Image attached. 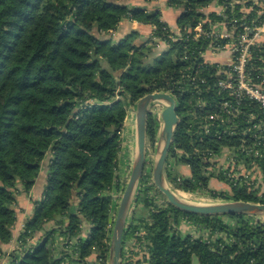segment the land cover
Instances as JSON below:
<instances>
[{
    "label": "trees",
    "instance_id": "obj_1",
    "mask_svg": "<svg viewBox=\"0 0 264 264\" xmlns=\"http://www.w3.org/2000/svg\"><path fill=\"white\" fill-rule=\"evenodd\" d=\"M211 1L167 0V5L180 8L176 24L188 30L202 19H208L203 23L207 26L221 18L203 12ZM225 13L239 16V5L227 6ZM124 18L153 25L150 36L143 38L132 30L112 42L105 35ZM170 33L159 11L130 7L123 0H0L1 242L12 236L17 185L29 191L44 161L47 169L43 195L34 201L19 240L27 243L43 233L34 246L13 252L9 264H91L88 258L93 254L94 264H106L112 202L121 187L116 170L127 106L148 92L167 90L183 66L181 55L203 42L184 38L185 32L181 40L170 41ZM153 37L167 45L150 64L157 43ZM178 99L183 103V96ZM158 130L151 106L146 160L121 257L125 241L133 239L146 253L135 264H193V256L197 264H264V222L255 215H203L152 199L151 192L160 194L151 180L149 157ZM189 142L183 124L178 125L165 164L168 182L189 192L206 189L211 197L224 200L258 201L239 186L230 194L208 188L210 176L202 174L204 164L196 156L174 158L175 148L190 150ZM172 157L189 166V176L177 180L181 175L174 173ZM49 220L55 227L45 229ZM184 222L208 229L210 237L183 233ZM56 233L63 239L59 241ZM132 263L130 258L126 264Z\"/></svg>",
    "mask_w": 264,
    "mask_h": 264
},
{
    "label": "built area",
    "instance_id": "obj_2",
    "mask_svg": "<svg viewBox=\"0 0 264 264\" xmlns=\"http://www.w3.org/2000/svg\"><path fill=\"white\" fill-rule=\"evenodd\" d=\"M235 5H239V16L225 13L227 6ZM221 6V18L207 26L203 23L208 19H202L188 30L178 25L170 29V41L181 40L185 32L184 38L203 42L181 55L183 66L167 90L159 91L176 100V107L183 111L178 122L191 141L189 151L175 148L178 155L174 158L196 156L204 164L203 175L220 180L207 172L215 167L226 179L222 182L227 190L239 186L257 196L258 201L252 202H264V0H221ZM153 40L156 46L167 45L157 37ZM216 55L221 56L220 62L213 60ZM178 96H183V103ZM155 104L161 106L158 111ZM151 106L159 120L164 103L156 101ZM160 124L159 120V128ZM180 175L177 180L184 177ZM255 217L264 222V214ZM142 233L139 229L138 234ZM29 241L26 247L32 246Z\"/></svg>",
    "mask_w": 264,
    "mask_h": 264
},
{
    "label": "water",
    "instance_id": "obj_3",
    "mask_svg": "<svg viewBox=\"0 0 264 264\" xmlns=\"http://www.w3.org/2000/svg\"><path fill=\"white\" fill-rule=\"evenodd\" d=\"M156 101H162L164 106L159 112L161 124L155 142L156 147L152 159L151 180L155 188L165 196L166 200L181 210L203 215L226 213L264 214V202L223 199L220 202L214 203H193L178 198L175 191L166 184L165 176L166 159L173 140L174 129L178 122L176 100L172 95L164 91L148 92L137 99L133 110L135 145L131 157L129 174L118 199L109 234V249L107 253L109 264H121L123 235L146 160V116L151 105ZM55 217L59 218L60 215H56ZM82 228L86 230L84 223ZM193 264H197L195 256H193Z\"/></svg>",
    "mask_w": 264,
    "mask_h": 264
},
{
    "label": "crops",
    "instance_id": "obj_4",
    "mask_svg": "<svg viewBox=\"0 0 264 264\" xmlns=\"http://www.w3.org/2000/svg\"><path fill=\"white\" fill-rule=\"evenodd\" d=\"M127 6H138L140 8H143L147 11H159L160 12V18L163 20L172 30H175L177 28L176 24V18L180 12V8L178 6H169L167 5V0H123ZM203 12H215L217 14L222 12V6H221V0H212L208 5H206L203 8ZM153 25L151 24H144L141 22H138L136 20L122 19L117 27L113 30L107 33L105 36L110 37L112 42H116L120 38H122L124 35L129 33L130 31L134 30L137 31L138 34L143 37L147 38L150 36ZM166 49V45L163 43H160L158 46L155 47L154 55L161 53L163 50ZM214 61L220 62L221 56L216 55L213 59ZM134 118V117H133ZM134 132H128V135H125V141L122 138L121 143V150L118 155V166L116 170V176L117 178H121L122 176V170L126 167L125 163L127 162V158L130 159L132 157V153L134 150ZM45 161L43 162L42 166L40 167V171L38 176L36 177L34 184L30 188L29 191H24L21 184H19L18 192H17V205L15 206L16 211V221L14 222V225L12 226V236L11 239L6 243H1L3 249L10 248V250H16L20 251L23 247H19V235L23 231L24 223L27 221V219L31 216L33 209H34V201L39 200L43 195V188L45 183V176H46V167H45ZM128 164V162L126 163ZM125 166V167H124ZM175 169L178 171V173L183 174L184 176L190 175V169L187 165L182 163H176L174 164ZM212 181V188L216 190H227L228 186L226 183L211 178L209 179V182ZM85 227L86 222L83 221ZM182 225H188L186 223H182L180 225V229ZM54 226V221L49 220L45 223L44 227L45 229H49ZM82 231L84 232L85 230ZM42 234V232H38L35 236L29 238L30 243L34 242L38 237ZM81 236L83 234L81 233ZM5 247V248H4ZM24 249V248H23ZM15 251V252H16Z\"/></svg>",
    "mask_w": 264,
    "mask_h": 264
},
{
    "label": "rangeland",
    "instance_id": "obj_5",
    "mask_svg": "<svg viewBox=\"0 0 264 264\" xmlns=\"http://www.w3.org/2000/svg\"><path fill=\"white\" fill-rule=\"evenodd\" d=\"M160 52L158 53V54H156V55H154L153 57H151L150 58V61H149V63L150 64H152L155 60H158V58H160ZM136 101L137 100H135V101H133V102H129V104H128V106H127V115H126V117H125V119H124V121H123V125H122V128H121V130H120V133H121V135H122V138L124 139V141H125V135L127 136L128 135V132L130 131L131 133L132 132H134V126H133V110H134V107H135V103H136ZM155 110L156 111H158L160 108L159 107H161V106H159V105H157V104H155ZM176 111H177V114L179 115V116H181V113H180V110H179V108H176ZM183 114V113H182ZM183 116V115H182ZM178 125L179 126H181L182 125V123L181 122H178ZM177 125V126H178ZM177 126H176V128H175V133H176V130H177ZM147 146V145H146ZM155 147H156V143L154 144V147H153V150H152V152L150 153V155H149V157H150V159H153V155H154V150H155ZM152 148V147H151ZM168 154H169V152H168ZM148 158V157H147ZM169 157L167 156V159H168ZM168 161H169V159H168ZM128 162V165L126 164ZM127 162L125 163V165H126V167L125 168H123V170H122V176H121V187H120V189L116 192V200L117 199H119V197H120V195H121V193H122V191H123V188H124V185H125V182H126V180H127V177H128V174H129V169H130V156H129V158H127ZM173 162H174V158L172 157L171 159H170V163L171 164H173ZM151 163H152V161H151ZM151 163H150V165H151ZM165 169H166V166H165ZM118 171V170H117ZM177 172V174H180V173H178V171L177 170H175V172L174 173H176ZM207 172H209L210 174H211V176H214V177H217V178H219L220 179V181H222V180H225L226 181V179L225 178H223L218 172H217V168H215V167H213L212 169H209V170H207ZM211 178H213V177H210V179ZM166 184L173 190V191H177L178 192V194L181 196V197H183V198H185V197H187V200L188 201H190V202H193V203H214V202H220V201H222L223 199H221V198H216V197H211L210 195H208L207 194V191H206V189L205 190H200V191H196V192H189V191H184V190H182L181 188H179V186L177 185V184H171L170 182H168V180L166 179ZM19 186V184L17 185V187ZM208 188H211V190H216V189H213L212 187V181H211V183L210 182H208ZM116 190L114 189V192H115ZM232 191H233V189L232 190H226L225 192H227L228 194H230V193H232ZM150 195H151V197H152V199H154L155 200V202L157 203V204H160V203H163V202H165V201H167L166 200V198H165V196L160 192V194H155L154 192H151L150 193ZM183 195V196H182ZM185 196V197H184ZM16 205H17V203H16ZM15 205V206H16ZM134 203H133V206H132V208L130 209V212H129V215H128V219H127V221L129 220V217H130V213H131V211H132V209L134 208ZM139 209V207H136V209ZM115 210H116V207L114 208V213H115ZM144 211V210H143ZM223 215V214H222ZM224 219L226 220L227 218H226V216H224ZM16 221V220H15ZM227 221H229V219H227ZM229 222H231V221H229ZM25 224V223H24ZM14 225V224H13ZM12 225V226H13ZM53 227H55V225L53 226ZM52 228V227H51ZM86 228V227H85ZM23 229H24V226H23ZM11 231H12V227H11ZM86 231V230H85ZM181 231L183 232V233H185V232H192L193 234H195V235H202L203 236V238L204 239H207V238H209L210 237V235H209V230L208 229H206V228H200V227H198V228H196L193 224H189V225H182L181 226ZM43 233V232H42ZM21 234V233H20ZM223 233H221V234H219V235H222ZM218 234L216 233L214 236H213V238L214 237H216ZM56 238L60 241V240H62L63 239V237H61L58 233H56ZM11 239V238H10ZM9 239V240H10ZM8 240V241H9ZM28 240H30L29 238L27 239V241ZM8 241H6V242H8ZM6 242H1V243H6ZM36 242H37V239L34 241V242H32V246H34L35 244H36ZM19 247H23L24 248V250L26 249V248H28V247H26V244L27 243H22V242H20V240H19ZM29 245V244H28ZM61 247V246H60ZM5 248V247H4ZM22 248V249H23ZM126 249H128V251H129V253H127L126 252ZM27 250V249H26ZM16 250H10V248H7V249H3L2 248V245H0V264H9V261H10V258H11V255H12V253L13 252H15ZM123 251H124V254H123V260H122V263L121 264H126L127 263V261H129V259L131 258V259H133V263L132 264H135V262L137 261V260H139V259H141L142 257H143V255H144V253H145V250H144V248H142V247H140L136 242H135V240H133V239H128V240H126L125 241V243H124V246H123ZM131 251V252H130ZM55 255L56 256H58L59 255V252H55ZM126 256H130L129 257V259H127V260H125V258L124 257H126ZM88 260H89V262L91 263V264H94V261H95V255L93 254V255H91L89 258H88ZM106 264H109V257L107 256L106 257ZM64 264H77L76 262H70V261H68V260H66L65 262H64ZM95 264H97V262H95Z\"/></svg>",
    "mask_w": 264,
    "mask_h": 264
},
{
    "label": "bare ground",
    "instance_id": "obj_6",
    "mask_svg": "<svg viewBox=\"0 0 264 264\" xmlns=\"http://www.w3.org/2000/svg\"><path fill=\"white\" fill-rule=\"evenodd\" d=\"M175 194L178 196V198H180L181 200H185V201H187V197H185V198H183V197H181L179 194H178V192L177 191H175ZM183 196V195H182Z\"/></svg>",
    "mask_w": 264,
    "mask_h": 264
},
{
    "label": "flooded vegetation",
    "instance_id": "obj_7",
    "mask_svg": "<svg viewBox=\"0 0 264 264\" xmlns=\"http://www.w3.org/2000/svg\"><path fill=\"white\" fill-rule=\"evenodd\" d=\"M122 258V257H121ZM122 263V262H121Z\"/></svg>",
    "mask_w": 264,
    "mask_h": 264
}]
</instances>
